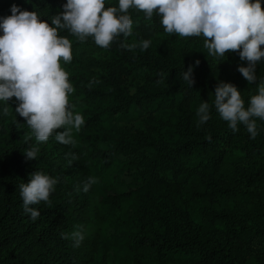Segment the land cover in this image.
<instances>
[{
    "label": "trees",
    "instance_id": "1",
    "mask_svg": "<svg viewBox=\"0 0 264 264\" xmlns=\"http://www.w3.org/2000/svg\"><path fill=\"white\" fill-rule=\"evenodd\" d=\"M65 3L0 0V18L10 16L15 4L21 10L36 11L50 24ZM110 6L118 7V0H105V7ZM128 14L133 21L130 36L144 41L164 31L155 13L151 20L136 9ZM60 35L72 43L71 62L60 61L74 88L69 95L71 110L85 121L78 132L73 129L74 143L62 150V154L78 156L77 168H60L54 159L60 156L62 144L54 135L37 144L13 104L0 101V264H167L177 255L185 257L186 264H233L227 252L210 247L198 236L187 203L205 207L213 199L212 192L199 191L195 185L215 177L222 161L231 155L235 138L245 140L235 154L237 159L257 155L263 145L239 130L233 133L226 121L221 129H193L184 114L197 93H215L218 83L233 82L212 66L204 68V63L173 64L149 49L129 51L121 47L124 36L107 48L108 58H99L95 52L101 48L92 37L79 42L67 31ZM189 66L196 74L191 88L182 79ZM135 69L145 70L148 84L131 92L126 82ZM168 105L177 111L169 126L176 137L172 141L117 125L143 110L154 113ZM32 146L40 149L37 160L24 156ZM146 149L152 154H144ZM36 171L58 178V184L49 197L51 204L33 206L41 213L33 221L23 211L19 185ZM131 171L137 178L127 182L125 175ZM88 178L97 182L84 192ZM253 227L264 229L259 221ZM74 231L84 235L78 248L72 239L62 238Z\"/></svg>",
    "mask_w": 264,
    "mask_h": 264
},
{
    "label": "clouds",
    "instance_id": "2",
    "mask_svg": "<svg viewBox=\"0 0 264 264\" xmlns=\"http://www.w3.org/2000/svg\"><path fill=\"white\" fill-rule=\"evenodd\" d=\"M63 11L52 16L51 23L41 20L36 11L21 10L13 4L11 15L0 18V101L17 102L15 113L31 129L37 144L46 143L54 135L62 145H72L73 129L77 132L85 121L74 114L69 95L74 92L69 74L60 61L72 60V43L60 35L67 31L79 42L92 37L94 43L107 49L120 36L132 34L130 9L142 12L148 20L158 15L168 34L180 37H204L208 55L224 58L226 53H238L246 67H238L248 84H257L256 65L264 61V9L261 0H118V7H105V0H66ZM150 40L140 43L147 50ZM131 51L136 47L121 44ZM198 66L200 61L196 60ZM193 67L182 73V79L191 88L195 81ZM168 76V74H167ZM160 83V81H157ZM214 107L222 120L236 133L243 125L255 139L259 134L257 119L264 121V80L259 81L258 94L253 95L245 107L241 92L231 83L220 82L215 88ZM7 111V109H5ZM197 127L209 121L210 105L202 101L197 112ZM61 129H63L61 131ZM206 140L211 141V136ZM39 147L26 149L27 160H37ZM69 166L78 159L69 153ZM97 181L88 178L83 191ZM58 178L36 171L27 183L19 185L23 211L35 221L41 213L34 205L51 204ZM63 239H72L78 248L84 240L81 231Z\"/></svg>",
    "mask_w": 264,
    "mask_h": 264
},
{
    "label": "rangeland",
    "instance_id": "3",
    "mask_svg": "<svg viewBox=\"0 0 264 264\" xmlns=\"http://www.w3.org/2000/svg\"><path fill=\"white\" fill-rule=\"evenodd\" d=\"M264 9V0H261ZM149 50L153 55H159L169 63L176 64L181 61L195 62L199 60L204 63V68L212 66L230 79L234 86L241 92L245 104H248L253 95L258 94L259 81L264 80V61L256 65L257 84H248L237 71L238 67H246V61H241L238 53H226L224 58H216L208 55L204 47V37H180L177 34H168L160 31L150 37ZM142 40L135 36L125 37V45H133L132 52L142 51L140 43ZM264 49V46H261ZM99 58H108L109 49H99L95 52ZM97 71V70H96ZM196 74H192L194 81ZM127 86L131 92H135L139 86H146L148 80L144 69H135L127 77ZM162 86H171L169 81L160 83ZM195 91H198L197 89ZM214 94L202 95L197 93L184 114L190 121V126L196 130L208 131L211 128L221 129L225 121L219 116L214 107ZM14 101V102H13ZM9 101L13 108L17 107L15 99ZM210 105V119L203 125L197 127L198 117L196 112L201 102ZM177 114L175 107L166 106L154 113L141 111L127 120L117 121L130 132L141 131L148 137L172 141L176 137L169 128L172 119ZM259 134L251 139L243 125H239V131L247 135L256 144L263 145V151L257 155L235 156L240 152V145L245 144L244 139L235 138L231 155L222 161L217 174L213 179H207L196 183L199 191L213 193V199L202 207L199 203H187V212L190 213L191 225L195 228L200 238L206 240L213 248H221L233 259V264H264V229L257 230L253 227L255 221H259L264 227V121L257 119ZM61 146V147H60ZM60 156L54 159L56 164L65 170H75L77 160L69 166L70 156L62 154L64 145H59ZM144 154L151 155L152 150H144ZM137 173L131 171L125 175L127 182L135 181ZM186 197V195H183ZM198 204L200 206H198ZM259 231V232H258ZM167 264H186V258L177 255ZM225 264V263H218Z\"/></svg>",
    "mask_w": 264,
    "mask_h": 264
}]
</instances>
